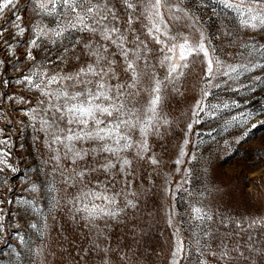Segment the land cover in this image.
Wrapping results in <instances>:
<instances>
[{"label":"snow or ice","instance_id":"obj_1","mask_svg":"<svg viewBox=\"0 0 264 264\" xmlns=\"http://www.w3.org/2000/svg\"><path fill=\"white\" fill-rule=\"evenodd\" d=\"M0 53L18 73L0 86L22 90L0 91V264H151L158 193L165 264H264V216L225 213L207 166L200 188L190 167L216 141L206 122L236 144L264 127V103L247 109L264 91V0H0ZM28 128L40 166L22 171L13 133ZM14 177L31 198H10Z\"/></svg>","mask_w":264,"mask_h":264},{"label":"rangeland","instance_id":"obj_2","mask_svg":"<svg viewBox=\"0 0 264 264\" xmlns=\"http://www.w3.org/2000/svg\"><path fill=\"white\" fill-rule=\"evenodd\" d=\"M23 2V0H21ZM10 15V14H9ZM27 15V14H26ZM29 23L26 19L25 24ZM18 53L23 52V48H19ZM0 59H10L6 57V54L0 53ZM27 65H25L26 67ZM7 71L4 68H0V79H10L14 80V77L18 73L12 70L11 64H6ZM10 89V90H9ZM0 91L7 92L9 95L13 92H21L22 90L11 84L8 89L0 86ZM25 96L30 94L27 92L23 93ZM189 97L192 93L190 92ZM225 96L229 98H235L241 102L242 109L245 108L243 104L244 96H234L232 93H224ZM252 95V94H248ZM257 101L264 103V91L258 89L255 98L250 101L247 109L258 108L259 105ZM33 103H35V98H33ZM184 105L181 103L179 106L173 102V108L180 107ZM15 112L14 116L19 117L20 111L19 107L14 106ZM241 109H232L231 112H225L223 115L228 116L232 114H237ZM27 120V118L21 117ZM259 119V118H257ZM256 120L251 121L254 123ZM212 127L216 128V131L213 135L216 136V141H219L217 145L216 141H212L206 135L204 139L205 144L199 146V152L197 155L201 157L199 164L196 161H193V164L190 167L196 168L197 181L195 186L197 188L202 187L200 183L203 168L206 165L208 171L202 177L203 180L207 182L208 185L212 187L219 188V192L215 193L217 197L215 204L227 214H231L236 218H251L254 216H264V127H260L256 130H253L251 135L246 137L240 144L234 143L236 135L239 133V129L235 127L230 128L228 131H224L218 121L206 122L202 128V132L209 131ZM231 133V134H230ZM179 135V130H177ZM32 130L30 128L25 129L23 133L14 132L13 138L17 144L23 142L25 148L19 153L20 156H23L24 159L21 163V170L23 171L24 167H39L40 166V153L36 150L35 146L31 140ZM193 139L198 140V137ZM229 140V145H224L223 141ZM176 142L172 141V145ZM227 148V152H225ZM169 157L172 159L175 158V148L171 145L169 146ZM167 159V158H166ZM175 165L171 164L170 160L168 163V169L173 170ZM34 175V174H33ZM174 179H179V174L174 173ZM11 184L14 188L13 193H9L10 198H31V195L28 192H23L21 189L25 187L19 177L11 179ZM157 184H162V179H157ZM2 195V194H0ZM44 202L42 201V204ZM164 199L162 193H158V198L156 199V207L159 209L158 212V221L157 226L154 228L153 232V247L156 248L158 255H153L151 257V264H165V257L167 255L168 248V239L170 236V229L167 228L165 222V213H164ZM12 211H16L17 207L14 205L7 206ZM155 211V210H154ZM29 217L25 216L21 219V224H26ZM60 225H56L55 231L51 233L52 239L49 241L52 245V248L57 252L62 251L63 249L68 248L67 241L63 242V249L60 247L61 241L58 237L63 234L59 232ZM69 239H71V234L69 233ZM8 242L13 246H16V241L14 238H9ZM0 248H3L5 253L10 252V249L0 242ZM7 255L4 259L7 260ZM60 256L50 257L49 264H60ZM63 259L67 260L65 256ZM67 264H72L70 260H67ZM142 264H148V262H142Z\"/></svg>","mask_w":264,"mask_h":264}]
</instances>
